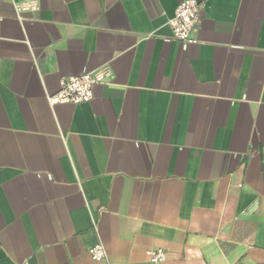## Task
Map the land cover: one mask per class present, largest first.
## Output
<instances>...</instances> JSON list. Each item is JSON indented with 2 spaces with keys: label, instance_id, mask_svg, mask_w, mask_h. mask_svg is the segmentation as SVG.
<instances>
[{
  "label": "crops",
  "instance_id": "0c3cea01",
  "mask_svg": "<svg viewBox=\"0 0 264 264\" xmlns=\"http://www.w3.org/2000/svg\"><path fill=\"white\" fill-rule=\"evenodd\" d=\"M184 1L0 0V264H264V0Z\"/></svg>",
  "mask_w": 264,
  "mask_h": 264
},
{
  "label": "built area",
  "instance_id": "2783aa9c",
  "mask_svg": "<svg viewBox=\"0 0 264 264\" xmlns=\"http://www.w3.org/2000/svg\"><path fill=\"white\" fill-rule=\"evenodd\" d=\"M18 13L37 12L39 0H25L18 2L11 0ZM201 4L196 0H186L176 9L174 17L169 21L173 38L183 45L198 44L196 37L200 24ZM112 78L108 69L84 73L81 76L70 77L60 81L59 92L48 98L51 105H81L89 103L94 98V88L97 85H106ZM88 254L93 261L107 262L108 254L103 245L88 249ZM149 264H162L166 259V252L157 249L148 252Z\"/></svg>",
  "mask_w": 264,
  "mask_h": 264
}]
</instances>
